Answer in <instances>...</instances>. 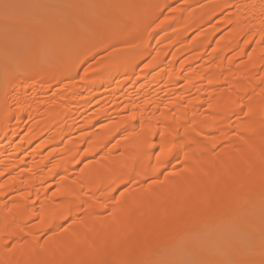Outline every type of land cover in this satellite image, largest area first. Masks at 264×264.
<instances>
[{"label": "bare ground", "instance_id": "bare-ground-1", "mask_svg": "<svg viewBox=\"0 0 264 264\" xmlns=\"http://www.w3.org/2000/svg\"><path fill=\"white\" fill-rule=\"evenodd\" d=\"M106 2L0 66V264H155L251 215L224 263L264 264V0Z\"/></svg>", "mask_w": 264, "mask_h": 264}, {"label": "rangeland", "instance_id": "rangeland-1", "mask_svg": "<svg viewBox=\"0 0 264 264\" xmlns=\"http://www.w3.org/2000/svg\"><path fill=\"white\" fill-rule=\"evenodd\" d=\"M5 3L10 5V7L5 9L3 7ZM70 3L72 4V10L69 8ZM83 4L84 0H0V66L8 56L7 54H12L15 58L20 59L29 51H35L36 46L40 45L42 35L49 26L59 25L61 27L60 25L62 24L67 26L66 24L71 23L80 25L79 22L82 19L89 20L94 16L93 14L98 8L97 5L101 7L97 11L99 13L105 7L104 4H108V2L106 0H91V2H88L87 11L84 14L75 16L78 11L83 9ZM67 6L70 9L68 11L73 14L71 18L66 16ZM18 10H24L29 15L30 23H32L31 29L25 28L28 27L26 22L22 20L15 21L14 14ZM53 16L55 18H52ZM34 27L36 34L32 32ZM48 51L50 54L51 50L48 49ZM49 57L47 58L48 61L45 60L47 61L46 63L52 62L50 61L51 57ZM244 58L241 59L244 60ZM54 64L60 65L58 62ZM5 73L6 75L9 74L8 71ZM6 75L5 77L8 76ZM253 222V215H251L249 220L244 221L236 220L233 217L227 223L218 222L212 228L201 233L191 234L190 237L187 236L189 241L185 238L183 239L184 241L180 240L182 241L181 243L179 242V244L171 247L163 244L158 245L162 243V238L157 236V239L156 237L155 239L159 242L157 243L158 247L154 251V263L196 264L203 258L202 246L198 245L197 241L203 239L215 246V252L205 261V264H225L226 257L231 250L228 246L229 241L236 248L239 247L245 249V251L255 245Z\"/></svg>", "mask_w": 264, "mask_h": 264}, {"label": "snow or ice", "instance_id": "snow-or-ice-1", "mask_svg": "<svg viewBox=\"0 0 264 264\" xmlns=\"http://www.w3.org/2000/svg\"><path fill=\"white\" fill-rule=\"evenodd\" d=\"M3 7H4L5 9H7L8 7H10V5H8L7 3H5V4L3 5Z\"/></svg>", "mask_w": 264, "mask_h": 264}]
</instances>
